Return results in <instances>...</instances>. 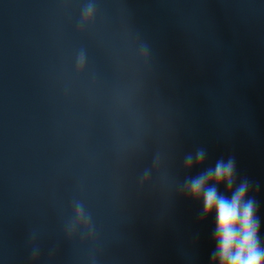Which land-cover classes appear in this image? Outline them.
Segmentation results:
<instances>
[{"label": "water", "instance_id": "95a60500", "mask_svg": "<svg viewBox=\"0 0 264 264\" xmlns=\"http://www.w3.org/2000/svg\"><path fill=\"white\" fill-rule=\"evenodd\" d=\"M264 242V0H166Z\"/></svg>", "mask_w": 264, "mask_h": 264}, {"label": "clouds", "instance_id": "9594fccd", "mask_svg": "<svg viewBox=\"0 0 264 264\" xmlns=\"http://www.w3.org/2000/svg\"><path fill=\"white\" fill-rule=\"evenodd\" d=\"M91 9H89V14ZM80 63H83L81 58ZM204 152L199 150L195 156L196 165L204 161ZM193 166L192 156L186 158V167ZM234 162L218 161L214 168L193 178L187 184V192L194 199H202L203 214L207 217L216 214L217 244L216 259L218 264H264V257L258 248V221L256 218L255 202L246 199L247 182L241 183L235 191ZM224 186L231 198L218 193V187ZM77 217L82 218V210L77 206Z\"/></svg>", "mask_w": 264, "mask_h": 264}]
</instances>
